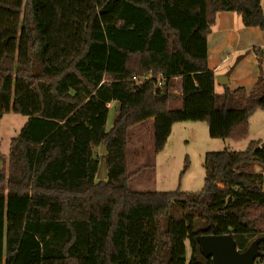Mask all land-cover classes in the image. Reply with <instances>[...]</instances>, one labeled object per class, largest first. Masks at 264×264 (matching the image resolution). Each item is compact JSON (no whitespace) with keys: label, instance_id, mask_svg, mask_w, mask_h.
<instances>
[{"label":"trees","instance_id":"trees-1","mask_svg":"<svg viewBox=\"0 0 264 264\" xmlns=\"http://www.w3.org/2000/svg\"><path fill=\"white\" fill-rule=\"evenodd\" d=\"M222 12L264 32L262 0H0V116L28 118L0 152V264H212L198 236L231 235L240 251L264 236L260 141L207 152L198 192L128 183L145 168L127 169L132 127L154 119L157 155L175 124L239 142L264 111L260 51L250 90L215 91L207 43ZM188 169L186 158L180 182ZM259 250L264 264V242Z\"/></svg>","mask_w":264,"mask_h":264},{"label":"rangeland","instance_id":"rangeland-1","mask_svg":"<svg viewBox=\"0 0 264 264\" xmlns=\"http://www.w3.org/2000/svg\"><path fill=\"white\" fill-rule=\"evenodd\" d=\"M178 91L179 83L174 80L170 85V92L177 93ZM110 110L108 126L112 124L114 116L112 106ZM27 121V117L16 113L0 116V152L2 154H9L10 141L19 134ZM251 141L264 143V111H258L251 119L249 137L239 142L211 138L205 123H178L174 125L166 151L158 156L152 150L153 140L150 137L144 135L140 144L142 148L137 150L136 139L131 136L127 145L128 172H134L142 165H145V169L147 168L132 177L131 190L172 192L180 186L183 192H198L204 185V154L206 152L223 150L241 152L247 149ZM186 158L189 159V169L180 182V173ZM102 167L104 165L101 162L100 169ZM254 172L264 176V169L259 166H254ZM187 257L188 260L191 257L189 245Z\"/></svg>","mask_w":264,"mask_h":264},{"label":"crops","instance_id":"crops-1","mask_svg":"<svg viewBox=\"0 0 264 264\" xmlns=\"http://www.w3.org/2000/svg\"><path fill=\"white\" fill-rule=\"evenodd\" d=\"M263 3L264 0H262V8L264 11ZM207 44H208V56H209L208 64L210 69L214 72L215 75L216 93L222 94L225 88L217 84V78L219 76L228 77L229 83L228 86L226 87L231 91L236 90L240 87H244L247 90H250L255 85L259 77V68H258V62L256 56L257 51H260L262 53V70L264 75V32H262L258 28L244 27L242 24L241 17L238 16L236 13L222 12L217 14L215 24L212 27L211 33L208 36ZM175 82L179 83V91L175 94L180 95L182 91L181 79L176 78ZM111 106L112 109L114 110V116L112 118L114 121L115 116L117 114L118 105L114 103ZM181 106H182L181 100H172L169 102V107L172 110H178L181 108ZM256 114L257 112L250 118V123H249L250 125H251V119ZM112 124L108 126V129L111 128ZM153 127H154V119L148 120L144 123L132 127L127 133V145L130 137L134 136L138 144L137 150L139 148H142L140 144H141V139L144 137V135L145 136L147 135L148 137H150V139L153 140ZM173 128L174 125L172 127V131ZM152 150H153V146H152ZM165 151H166V147L163 152L157 155L160 156ZM5 156L7 157L8 155ZM144 166L145 165H142L140 167H144ZM127 169H128V154H127ZM146 169L144 168V170ZM131 179L128 182L130 189H131V183H130Z\"/></svg>","mask_w":264,"mask_h":264},{"label":"water","instance_id":"water-1","mask_svg":"<svg viewBox=\"0 0 264 264\" xmlns=\"http://www.w3.org/2000/svg\"><path fill=\"white\" fill-rule=\"evenodd\" d=\"M228 77L219 76L217 84L226 87L228 86ZM108 141L104 142L99 149L101 155L107 152ZM264 149V143L261 144ZM104 167L99 169L97 179L105 180L107 172L105 163ZM197 243L200 247L201 254L211 259L212 264H256V261L262 257L259 250V245L264 242V236L258 237L252 241L250 246L245 251H240L231 235H201L197 237Z\"/></svg>","mask_w":264,"mask_h":264},{"label":"built area","instance_id":"built-area-1","mask_svg":"<svg viewBox=\"0 0 264 264\" xmlns=\"http://www.w3.org/2000/svg\"><path fill=\"white\" fill-rule=\"evenodd\" d=\"M146 78H147V77H146ZM146 78H145V79H146ZM162 85H163V82H162V79L160 78V79H159V82H158V86L161 87Z\"/></svg>","mask_w":264,"mask_h":264}]
</instances>
